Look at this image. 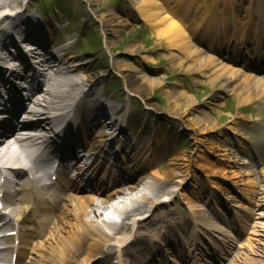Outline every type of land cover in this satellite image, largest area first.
<instances>
[{"label": "bare ground", "instance_id": "bare-ground-1", "mask_svg": "<svg viewBox=\"0 0 264 264\" xmlns=\"http://www.w3.org/2000/svg\"><path fill=\"white\" fill-rule=\"evenodd\" d=\"M32 1L25 0L26 8L23 9L21 0H0V81L2 77L7 79L6 98L11 107H16V116L23 108L25 112V107L32 101L37 108V122L23 125L25 128L20 129L45 132L56 124L69 122L80 123L89 133L100 125L98 135L90 141L95 140V143L105 146V133L110 134L112 128L123 123V120L113 117L118 111L100 99L98 88L106 71L88 73L89 69L82 68L66 46H59L53 52L44 48V53H40L33 45L27 44V56L35 60L38 68L31 66L29 60L26 62L21 55L8 56L13 52L4 56L8 50L12 51L13 43L21 44L20 47L25 46L28 43L26 41L42 45L53 34L51 19L46 20L38 14L25 16ZM86 1L90 4L98 2ZM126 1L130 7L125 9L123 15L112 9L106 14L97 15L103 33L113 36L127 24L128 18H138L155 39L153 44L168 50L160 58L167 59L173 70L192 75L197 83L207 84L214 98L232 94L238 107L264 99V78L248 75L247 62L241 63L239 57L225 58L229 60L228 63L219 56L232 45L235 53L264 57V0H232L230 5L224 4L225 0H215L212 7L208 1L170 0L169 5L168 0L165 10L158 0ZM190 30L201 36L202 46L192 43ZM112 46L111 39H107V50L111 52ZM124 53L143 61L156 62L151 56L141 55L139 46L134 43L126 45ZM111 56L112 67L120 71L125 90L130 95L138 96L149 110L163 114L183 130L190 129L198 148H214V144L207 142L197 129L218 131L217 121L204 110H201V116L193 114L196 100L185 84L177 81L168 89L165 72L149 75L131 63L118 61L115 54ZM5 71L9 72L8 78L3 76ZM13 79L20 84L12 83L15 82ZM20 88L23 89V95L15 99V93ZM157 88L163 91L165 108L147 96ZM70 102L75 104L71 105ZM52 111L58 113L56 118L51 116ZM104 118L109 120L103 124ZM18 125L17 122L8 124L6 132L0 135V172L8 175L9 169L14 167L11 172L15 175V180L7 179L4 197L6 212L0 215V221L8 220L4 227L11 226V230L25 228L27 232L18 234L20 243L16 250L2 248L0 264H9L13 251L17 252L16 264H89L97 262L99 253L107 252L106 258L111 259L113 248L104 250L111 242L119 247L120 256L127 255V249L121 246L127 243L128 238L113 234H118L120 229L127 232L128 228L125 222L121 225L118 223L129 218L132 211L139 212L145 205L152 207L157 202L154 199L162 192V185L174 175L173 171L181 164L185 166L184 161L188 162L185 167L190 163L187 156L177 152L166 163V170L162 167L148 176L139 173L134 181L123 183L117 180L120 169L118 161H114V165L103 170L102 181L94 180V186L84 182L83 173L79 174V180L71 179L63 185L53 186L51 181H45L49 165L39 161L43 152L38 145L44 142L43 133L36 138L15 137V127ZM227 129L235 132L231 127ZM220 151H228V156L234 153L227 148H220ZM130 155L136 163L144 166L149 164L148 154L142 155L132 150ZM185 167L179 172V178L186 172ZM42 169L41 173L37 172ZM31 173L34 174L33 178H25ZM224 173L217 170V175ZM230 173L235 178L242 175L235 170ZM263 175L264 171L259 173L260 181L264 180ZM164 197L169 200V194L161 196V199ZM161 219L163 216L156 217V220ZM8 240L4 238L2 241ZM132 243H138L137 239ZM145 247L141 245V249ZM119 264H123L122 260H119ZM130 264H149V259L141 256Z\"/></svg>", "mask_w": 264, "mask_h": 264}, {"label": "rangeland", "instance_id": "rangeland-1", "mask_svg": "<svg viewBox=\"0 0 264 264\" xmlns=\"http://www.w3.org/2000/svg\"><path fill=\"white\" fill-rule=\"evenodd\" d=\"M21 1L24 3L22 8H26L25 0ZM158 1L164 10L167 9L168 0ZM200 1L205 3L208 1L211 7L216 2ZM231 1L225 0L223 3L230 5ZM129 7L126 0H98L95 4H90L86 0H34L25 16L38 14L46 20L51 19L54 34L46 38L42 44L46 50L53 52L58 46H66L81 67L89 69L88 73L106 71L98 88L101 100L112 108L119 106L120 117L127 114L124 130L134 131L138 138L137 149L140 153L145 154L147 147L152 146L150 163L144 166L130 161L126 152L134 146L131 142L127 143L124 147L126 152L120 154L125 167L117 177L118 181L132 182L139 173L148 176L155 168L163 167V170H166V163L177 152L188 157L190 161L188 167H185L188 162L184 161L185 166L181 164L175 169L174 175L168 177L169 182L162 185V192L154 199L156 202L161 196L169 194L170 204L158 205V209L164 206L161 209L164 212L161 214L174 217L182 227L186 224L188 226L185 233L180 234V238L171 236L172 242H175L173 250L169 251L165 246L159 248L160 255L155 259V263L194 264L195 261L190 256L197 254L202 260L197 264H264V180L259 179V173L264 171V99L238 107L237 100L232 94H222L214 98L207 84L197 83L192 75L173 70L167 59L160 58V55L167 54L168 50L164 46L153 44L156 42L155 39L150 36L148 27L138 18H128L127 24L113 36L103 33L97 15L106 14L111 9L123 15L125 9ZM190 33L192 43L202 46L201 36L192 33V30ZM107 39H111L113 45L111 52L106 48ZM129 43L138 45L141 55L151 56L156 62L143 61L139 57L124 53V48ZM231 52L230 50L228 52L230 56ZM112 54L116 55L118 61L131 63L149 75L165 72L168 89L177 81L185 84L196 100L193 114L201 116L203 113L201 110H204L217 121L218 131L197 129L207 142L214 144V148L207 149L206 146L198 148L190 129L183 130L178 124L166 119L163 114L152 110L146 111L141 98L130 95L125 90L120 71L112 67ZM219 56L226 62L225 58H228L226 53L221 52ZM242 58L241 62L247 61L248 75L264 78L263 57L249 55ZM147 96L161 108L166 107L161 88L149 92ZM111 99L118 103L111 102ZM229 127L235 132L228 131ZM220 148H227L234 153L228 156V151L225 153L220 151ZM92 152L98 153L100 149L94 148ZM221 154L226 156H218ZM243 162L248 164L243 165ZM183 167L186 168V172L179 178V172ZM217 170L227 173L217 175ZM233 170L242 175L235 178L230 173ZM145 207L139 212L132 211L129 218L118 223L127 224V234L120 229V233L113 235L134 238L137 230L142 235H148L144 238L149 241L155 227V223L150 225L149 222H154V218H150L148 222L152 228H146L148 225L139 229L138 226L134 228L130 221V218L137 219L143 215ZM189 218L196 219L198 225L196 229L190 226ZM158 225L163 224L158 222ZM194 231L205 242L203 249L195 252L191 247ZM108 246H112L116 251L109 264H116L117 248L113 243ZM176 248L184 254L182 261L173 253L174 250L178 251Z\"/></svg>", "mask_w": 264, "mask_h": 264}]
</instances>
